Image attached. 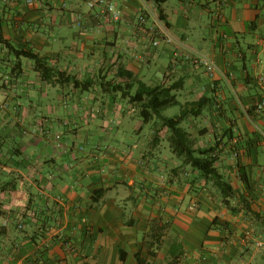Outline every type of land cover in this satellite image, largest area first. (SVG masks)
I'll return each instance as SVG.
<instances>
[{
	"label": "crops",
	"instance_id": "1",
	"mask_svg": "<svg viewBox=\"0 0 264 264\" xmlns=\"http://www.w3.org/2000/svg\"><path fill=\"white\" fill-rule=\"evenodd\" d=\"M106 1L118 21L88 0H0V264H264V0ZM145 3L178 43L152 45ZM139 83L170 89L165 117L205 101L181 127L215 149L227 196L143 122Z\"/></svg>",
	"mask_w": 264,
	"mask_h": 264
},
{
	"label": "trees",
	"instance_id": "2",
	"mask_svg": "<svg viewBox=\"0 0 264 264\" xmlns=\"http://www.w3.org/2000/svg\"><path fill=\"white\" fill-rule=\"evenodd\" d=\"M158 5H162L167 0H154ZM159 16L164 20L162 11ZM0 31V42H1ZM18 57H23L33 61L35 69L40 73L43 80L49 81L53 75L54 70L48 65V61L39 55L25 50H16ZM62 76V74H58ZM131 103H134L140 108V117L144 123H148L153 117H157L162 122V126L167 128L170 132L169 143L174 155L182 158L186 166L192 170L198 171L202 177L212 178L216 186L221 190L224 196H227L231 190L230 186L222 181L215 168L217 161L215 149L210 148L206 150L193 148V141L190 135L181 127L183 121L190 115H199L206 103L200 101L189 107L184 108L181 113L174 117H165L162 112L172 106L170 98V89L161 87H151L144 83H139L134 95L131 97Z\"/></svg>",
	"mask_w": 264,
	"mask_h": 264
},
{
	"label": "built area",
	"instance_id": "3",
	"mask_svg": "<svg viewBox=\"0 0 264 264\" xmlns=\"http://www.w3.org/2000/svg\"><path fill=\"white\" fill-rule=\"evenodd\" d=\"M24 3L29 8H34L36 6L37 0H24ZM89 9H94L98 5L104 6V11L110 13L113 16V19L115 21H118L120 19V14L117 12L115 6L107 2L106 0H88L87 2ZM226 5V2L223 1L220 4V8L218 9V13L216 14L217 17L221 18L223 15V9ZM151 17L154 22V27L151 28V31L149 33L151 39H152V45L154 47H157L160 45V42H166L167 44H174L178 43L177 40L174 38L170 30L166 27L164 21L160 18L159 14L155 11H152L148 5L144 4V10L139 17L140 23H145L147 21V18ZM79 27H82L81 22L79 23ZM185 60L202 67L206 74L210 78H215L218 75H221V69L220 67L215 63L214 60L207 56H203L201 54H198L193 51L186 52ZM261 86L264 88V78H260L259 80ZM256 109L258 112H264V101H261L257 104ZM256 133L260 136V138L264 141V128L255 126ZM60 135L57 136V139H60ZM198 208V204L194 203L191 206V210H196ZM255 246L258 249H264V240H257L255 242Z\"/></svg>",
	"mask_w": 264,
	"mask_h": 264
},
{
	"label": "rangeland",
	"instance_id": "4",
	"mask_svg": "<svg viewBox=\"0 0 264 264\" xmlns=\"http://www.w3.org/2000/svg\"><path fill=\"white\" fill-rule=\"evenodd\" d=\"M180 111H170L169 114H172V116L178 115Z\"/></svg>",
	"mask_w": 264,
	"mask_h": 264
}]
</instances>
